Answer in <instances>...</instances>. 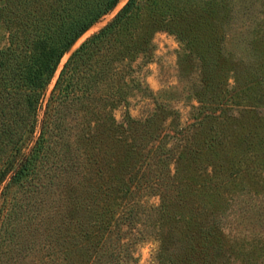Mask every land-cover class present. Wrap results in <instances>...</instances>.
Listing matches in <instances>:
<instances>
[{"label": "rangeland", "instance_id": "obj_1", "mask_svg": "<svg viewBox=\"0 0 264 264\" xmlns=\"http://www.w3.org/2000/svg\"><path fill=\"white\" fill-rule=\"evenodd\" d=\"M125 2L119 0L69 45L44 101L67 57ZM168 3L178 6L172 10L178 15L176 28L191 26L192 18L201 16L197 29L205 27L218 49L214 57L220 83L213 80L205 85L208 97L215 98L214 104L205 106L197 98L196 88L203 79L201 61L174 32L165 28L151 31L136 24L140 36L150 33L149 37H139L134 44L124 46L122 55L109 46L103 78L101 43L74 72L72 96L64 104L57 103L49 115L54 127L48 138L45 167L51 177L44 181L48 180L51 187L29 200L13 187L10 212L6 205L0 207V264H42V257L57 241V228L52 229L59 216L53 213L59 206L55 178L64 170L67 181H82L88 194L87 205L71 214L78 219L68 228L78 233L76 239L71 244L66 242L72 264H79V251L93 248L97 239L101 253L94 264H158L165 233L172 235L167 241L171 255L178 254L172 241L180 239L183 228L176 225L172 215L181 211L177 202L180 189L190 191L185 211L198 204L202 224H212L222 232L224 249L216 255L213 242L206 259L197 252L188 253V259L184 255L180 258V252V264H264V0ZM6 44L0 27V49ZM44 109L43 102L41 120ZM102 111L117 122L129 116L139 122L149 120V124L137 132L125 129L124 123L123 128L109 133L102 126ZM154 129L160 130L162 137L157 149H145L147 162L136 174H141L140 188L128 205L116 209L115 192L105 190L108 184H116L107 178L116 174L107 166L111 157L115 158L113 150L124 152L122 141L134 137L141 141ZM155 176L160 184L146 181ZM72 190L77 193L79 189ZM163 192L168 195V210L159 209ZM28 209L32 214L26 213ZM9 227L19 230L12 258L3 255Z\"/></svg>", "mask_w": 264, "mask_h": 264}, {"label": "trees", "instance_id": "obj_2", "mask_svg": "<svg viewBox=\"0 0 264 264\" xmlns=\"http://www.w3.org/2000/svg\"><path fill=\"white\" fill-rule=\"evenodd\" d=\"M118 1L0 0V27L7 40L6 46L0 49V70L3 74V79L0 78L2 80L0 82H3L0 83L3 85L0 87V207L6 205V211L10 212L11 188L16 187L23 192L25 196L23 199L29 200V197L32 198L34 194L43 195L45 190L51 187L47 184L48 180L44 181L51 177L45 167V159L50 150L48 138L54 127L49 115L57 103L64 104L72 96L73 76L78 65L87 61L102 43L103 78L109 46L112 45L115 51L122 55L126 52L124 46L134 44L139 37H149L150 33L140 36L141 34L136 30V24L139 23L145 29L151 28V31L165 28L178 35L187 48L194 52L203 67V79L195 93L197 98L205 106L214 104L215 98L208 97L205 85L213 80H216L215 84L220 83L218 73L215 72L217 61L214 57L218 49L209 32L205 33V27L200 31L197 29L201 16L190 19L191 26L176 28L178 15L174 16L172 10H177L178 6L169 4V0H126L96 34L89 37L67 57L59 69L50 94L44 101L45 91L66 49L92 23L113 9ZM203 19L206 21L209 18L203 17ZM207 24L210 23L207 22ZM42 101L45 109L41 120L39 109ZM102 117V126H106V131L123 128L125 123V129L141 132L143 129L146 130L145 127L149 124V120L139 122L129 116H126L123 122H117L105 111H102ZM147 134L148 137L145 136L141 141H137L136 137L122 141L124 152L119 153L113 150L115 158L111 157L110 161V155L107 156L109 161L107 166L116 173L107 178H113L116 184H108L105 190L107 193L115 192L116 209H122L125 204L128 205L127 201L140 188L141 174L139 177H136V174L140 166L147 162L145 149L148 152L159 147L158 142L162 137L160 130L154 129L152 132L148 130ZM123 161L125 163L121 166ZM66 174L64 170L55 178L58 180L54 190L57 192L59 206L53 213L59 216L52 229L54 226L57 228L55 231L57 241L52 245L48 255L42 257V264H72L73 262L68 243L71 244L78 233H71L68 228L78 219L71 217V214L74 215L77 208L87 205L88 194L87 186L82 181L71 184L67 181ZM146 181L150 184H160L157 176L152 180L147 178ZM74 188L79 189L77 193L73 192ZM187 193H190L188 189H180L177 193L179 194L177 202L181 211H177L178 215L174 213L172 217L176 225L180 224L183 229L180 239L172 241L173 249L181 252L180 258L184 255L188 259V253L197 252L198 255L201 253L199 256H202V259H206L215 242V254L218 255L219 251L222 253L224 249L221 235L223 234L212 224L207 227L202 224L201 207L193 203L185 211L189 202ZM167 198V193L163 192L160 210L167 209ZM26 213L32 214L30 210ZM8 229L10 230V227ZM18 231L14 227L8 233V244L3 252V255L8 258L14 257L16 252ZM165 234L158 251V264H180L179 253L171 255L172 249L167 242L172 235ZM86 240H89V237H86ZM99 244L97 239L96 246L79 251L81 253L79 264H94L100 257L101 244Z\"/></svg>", "mask_w": 264, "mask_h": 264}]
</instances>
